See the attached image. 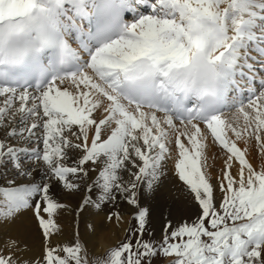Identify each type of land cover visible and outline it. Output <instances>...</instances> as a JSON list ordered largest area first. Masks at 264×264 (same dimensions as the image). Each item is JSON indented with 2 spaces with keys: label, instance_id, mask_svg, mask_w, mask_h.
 I'll list each match as a JSON object with an SVG mask.
<instances>
[{
  "label": "snow or ice",
  "instance_id": "snow-or-ice-1",
  "mask_svg": "<svg viewBox=\"0 0 264 264\" xmlns=\"http://www.w3.org/2000/svg\"><path fill=\"white\" fill-rule=\"evenodd\" d=\"M251 140L264 155V0H0V232L40 238L6 235L0 264H264ZM169 161L195 211L145 239ZM64 200L117 222L126 202L136 227L89 259L57 239Z\"/></svg>",
  "mask_w": 264,
  "mask_h": 264
},
{
  "label": "bare ground",
  "instance_id": "bare-ground-1",
  "mask_svg": "<svg viewBox=\"0 0 264 264\" xmlns=\"http://www.w3.org/2000/svg\"><path fill=\"white\" fill-rule=\"evenodd\" d=\"M131 19V16H130ZM241 146L243 144L241 143ZM205 155L210 147H205ZM261 153L259 152L258 146H256L255 142L251 140L249 142V159L250 161L255 164L256 156L259 157ZM172 164V165H171ZM171 166L172 168H170ZM167 175L170 174L172 171V176L176 180L174 169V161H169L167 164ZM170 168V169H169ZM172 169V170H171ZM37 178H39V170L37 169ZM167 175L164 179L166 183H168ZM61 186H58V189ZM57 189L58 195H63ZM176 191L170 190L168 184H163L162 187L157 191L155 198L160 200L159 195H165L164 198H168L170 193H174ZM184 196H179L178 203H174L176 199L172 202L175 205V208L179 211L173 217H166L165 221L168 219L173 220L174 223L178 221H183L188 219L190 214L194 213L195 208L186 206L185 203H189V201ZM143 199V198H142ZM152 199L149 198L147 202H150ZM168 202V199H166ZM165 200V201H166ZM63 203L69 204V207L65 209L62 213H60L61 220H60V228L62 230V235L57 237V239L63 241H71L76 238V233L79 232V237L82 242H85L87 245L88 251L92 254L102 255L108 248L116 245L125 234V230L129 228L130 225L133 223V216H132V206L127 204H123L118 210L121 212L122 220L117 222L115 219L112 221H108L106 219V211L97 210L94 207L89 206L88 211L82 212L80 215H77L74 211L71 210L73 202L64 200ZM166 202V203H167ZM164 203V202H163ZM148 205V204H147ZM153 205V204H152ZM167 204L158 206L154 204L153 209H151V214L149 215V220L152 221V229L158 235L162 234L164 231V223L165 221H159L160 214L162 212H166L169 214L171 211V205L168 206L169 212H167ZM147 207V206H145ZM165 213V214H166ZM164 214V213H163ZM164 216V215H163ZM164 218V217H163ZM14 236L17 240L24 241L30 247L33 248L35 251H39L40 246V238L36 234L35 225L31 222V220H19L15 224L11 225L7 231V233L0 232V243L3 242L5 236Z\"/></svg>",
  "mask_w": 264,
  "mask_h": 264
},
{
  "label": "rangeland",
  "instance_id": "rangeland-1",
  "mask_svg": "<svg viewBox=\"0 0 264 264\" xmlns=\"http://www.w3.org/2000/svg\"><path fill=\"white\" fill-rule=\"evenodd\" d=\"M226 115H230V113H226ZM254 141V140H253ZM255 142V141H254ZM206 147H210V149H208V151L206 152V157H207V163L209 165V170L212 171L213 175L217 174L219 169L222 167V161H223V155H222V152H221V146L218 144V143H213L211 137H209L206 142ZM206 149V148H205ZM256 162L255 164H253L255 167H257L259 169V167L264 164V155L260 154L259 157L256 156L255 158ZM172 165V164H171ZM170 168H172L171 166H169ZM169 168V169H170ZM172 170V169H171ZM233 171H235V169H233ZM172 171L170 172L169 175H167V179H168V183H166L165 181L163 182V184H168V187L170 188V190H173V191H176L174 193H170L169 194V197L168 198H164L165 195H159L160 196V200L156 199L155 196L152 197V199H150L152 203H142V206H147V207H150L151 209H153V206L154 204L158 205V206H161V205H164V204H167V208L169 205H171V211L169 212V208L167 210L168 213L166 212H162L160 214V219L159 221H162L166 219V217H173L175 216L176 214L179 213V211L175 208V205L173 204V200H175L174 203H178V200L180 199L179 196H184L183 198L187 199L189 201V203H185L186 206H189V207H194L193 206V203L191 201V198L190 197H187V192H186V186L183 184V182L179 181V180H176L175 178H173L172 176ZM168 199V202L167 200ZM143 200V199H142ZM166 200V201H165ZM164 202V203H163ZM167 202V203H166ZM124 202H121L120 205H119V208L121 206H123ZM125 204H127L125 202ZM148 204V205H147ZM153 204V205H152ZM128 205V204H127ZM131 206V205H129ZM111 205L108 206V208H110ZM133 207V206H132ZM118 208V209H119ZM122 208V207H121ZM107 208H105V211L107 212ZM164 213V214H163ZM166 213V214H165ZM164 215V216H163ZM164 217V218H163ZM149 220V218H148ZM132 228H135L136 227V221L133 219V223L132 225H130ZM152 227V221L149 220V224L146 226V230H145V233H144V238L145 239H148L149 238V233L152 234V238L156 239V240H159L162 236V234L158 235L153 231V229L151 228ZM126 239V232L124 234V237L119 241L121 242L122 240ZM119 242H117L116 244H118ZM115 246V245H114ZM113 247V246H112ZM111 248V247H110ZM109 249V248H108ZM107 249V250H108ZM106 250V251H107ZM105 251V252H106ZM89 252V259H92L93 257H100L102 255H98V254H92L90 251ZM158 259V264H167V261L168 260H171L172 257L171 256H164V255H161L160 257L157 258Z\"/></svg>",
  "mask_w": 264,
  "mask_h": 264
}]
</instances>
